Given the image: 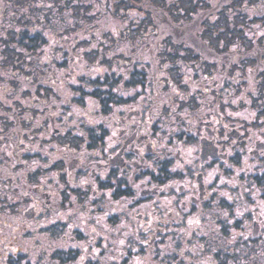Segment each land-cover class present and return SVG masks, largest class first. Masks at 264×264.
Here are the masks:
<instances>
[{"label":"flooded vegetation","instance_id":"1","mask_svg":"<svg viewBox=\"0 0 264 264\" xmlns=\"http://www.w3.org/2000/svg\"><path fill=\"white\" fill-rule=\"evenodd\" d=\"M210 5L213 16L209 17L206 12L194 26L175 20L169 75L165 74L167 68H161L160 45L156 43L153 58L141 57L145 49L141 47L137 57H129L133 66L130 74L127 71L113 73L112 82H107L105 89H93L94 115L97 114L94 119L103 120L100 130L104 133L91 127L89 131L80 128L74 134H67L64 129L67 123L63 122L57 125L55 135L59 137L47 138L43 145H37L36 151L44 152L42 147L47 149L43 153L46 157L50 156L51 143L61 147L63 158L71 157L52 166L47 160L45 172L54 174V181L48 180L41 189L30 187L31 193L16 195L18 203L109 205L113 210L106 215L109 224L118 232L137 233V230L150 247L165 240H177L186 242L187 247L189 243H196L202 251L205 242H220L213 233L205 236L199 232H182L175 227L187 221L202 220V210L214 205L210 200L217 197V204L221 203L225 213L221 217L212 215V223L218 230H226L225 221L233 215L235 206L227 200H231L230 194L236 193L235 188L241 191L245 185L256 184L262 189L258 195L264 193V9L247 12L249 17L245 20L239 11L234 20L236 25L226 26L227 1L211 0ZM227 29L232 30V35H228L231 40H226ZM147 61H157L153 65L165 71L163 76L167 77L153 81L151 95L145 93ZM124 78L129 89L117 94L114 88L121 90ZM103 92L105 97H99ZM162 115L163 121H160ZM49 124L48 127L55 126V121ZM56 138L61 140H54ZM22 140L26 139L7 138L6 146L15 145L17 150ZM161 142L168 144L167 148L158 147ZM103 144L108 147L106 153L96 149ZM184 145H189L190 150L186 161L181 150ZM91 150L99 154L100 171L89 165L88 158L93 157ZM31 151L22 156L26 160L38 157ZM79 156L84 158L80 160ZM222 163L234 169L232 173L228 171L225 179L221 174L224 173ZM77 164H84L83 170ZM184 168L186 172L189 169V174L182 179L181 169ZM78 172L81 175H76ZM244 172L247 174L243 175ZM31 176L30 173L28 177L25 175L21 183H33ZM67 177H71L70 181L73 179L71 188L65 185ZM182 180L188 183L183 184ZM179 181H182L180 185ZM217 183L222 184L219 191L215 189ZM242 193L245 195L246 190ZM7 203L6 199L0 200V205ZM118 206L123 208L120 213L114 211ZM137 208L140 211L134 212ZM245 215L253 220L252 211ZM250 224L253 227L250 233H246L247 225L243 226V239L253 240L258 233L257 220ZM224 234L223 239L230 242L229 231ZM99 241L96 240L98 246ZM233 246H237L236 243ZM144 252L145 249L122 254L121 260L127 261ZM149 252L152 256L155 254L154 250ZM174 252V259L168 260H158L157 253L153 256L154 264H181L177 257L181 251ZM217 252L225 253V247L211 255L215 264ZM196 257L188 255L187 263L194 264Z\"/></svg>","mask_w":264,"mask_h":264},{"label":"rangeland","instance_id":"2","mask_svg":"<svg viewBox=\"0 0 264 264\" xmlns=\"http://www.w3.org/2000/svg\"><path fill=\"white\" fill-rule=\"evenodd\" d=\"M64 16V22L57 27L58 31L62 33L65 32L66 29L73 27V19L70 18L69 14L65 13ZM128 18L129 20L132 19L139 22L143 19V16L142 14L133 12L129 14ZM129 28H136V26L129 25L127 22H125L123 26H119V24L113 20L109 21V24L103 28L101 27L100 31L102 32L100 33L103 36H111L117 39V41L111 42V37H108L109 39L104 42L103 46L100 45L99 48L102 50L98 51L97 59L93 60L94 64H86L81 58L83 51H80V53L77 51L69 66L70 74H68V68H66V70L64 68L63 71L55 68L58 77L56 84L55 81H48L47 78L50 75L46 72V74L39 75L35 83L31 81L33 78L26 83L22 82L21 78H17L21 84L24 85L22 90L26 97L21 96L19 93L5 95L0 88V102L7 107L0 111V200L3 198L8 201V205H0V264H93V261H97V264H154L153 256H156L157 253L159 255L158 260L159 258L168 260L170 258L174 259V254H176L174 251H181L177 253V257L181 264L183 261H186L185 264H188L187 262H189V259H186L188 255L197 256L194 264H215L211 255L216 252L218 248L225 247V253H228L227 251H230V253H240L238 243L235 249L232 248V245L236 243V239L240 238L243 233H245L243 232V226L246 228L247 225L246 233H250L253 230L250 223L256 219L257 229L260 230L264 228V193L258 195V193L262 192V189L259 190L256 184H252L250 187L245 185V195L242 193L244 189L240 191L239 188H235L234 192L236 193L234 195H229L228 198L231 200L227 201L234 203L235 206L233 215H230V219L225 221L226 224L224 223L227 225L226 230H218L212 223V215L215 214L221 217L225 213L221 203L219 202L217 204V197L210 200L215 203L214 205L202 210V220L187 221L183 226L175 227V229H180L182 232L186 233L199 232L205 236H210L211 233L216 235L217 240L220 242H205L201 249L202 251L199 250L201 247L199 246L198 248L196 243H189V247H187L186 242H177V240H165V242H158L155 243L153 247H150V245L139 236L137 230V233H132L129 230H120V232H118V230H116L114 226H111L108 220H106V215L111 214L113 211L109 205L47 206L22 205L18 203L19 201L17 197H15L16 195H20L21 192L31 193L32 190L30 187H32L33 190L41 189L42 186L47 184L48 180L52 179L54 181V174L45 172L47 160H49L52 166V164L56 165L57 163L60 164L63 161H67L69 159L68 157H71L68 155L67 158H63L60 155L61 147L53 143L50 144L49 148L47 146L49 149L48 153L50 154L49 157L43 155V153L47 151L45 147H42L44 152L41 150L36 151L37 145H43L47 138L59 137V135H55L58 133L57 125L59 126L63 124V122L67 123L65 124L67 126H64L67 134H74L76 131H79L80 128L82 130L87 128L88 131L91 127H96L97 130L102 128L100 122H103V120L94 119V116L97 114L94 115L96 99L92 100V98H94L92 95L95 93L94 90L96 89L95 86L94 90L92 89L93 83L97 84V88L105 89L107 87L106 83L112 82L111 77L113 73L119 74L127 71V73L130 74L133 71V66L130 61L131 58L129 57H137L143 46L145 49L142 51L141 57H145L146 59L153 58L155 52L153 40L149 39L147 43L144 39H139L137 35L135 37V40H137L135 46L126 39V32ZM115 30L121 32V34H115ZM70 34L71 36H76L75 31ZM160 34L158 30V34L155 35L154 38L159 39ZM48 37H51V35H48ZM50 45L53 47V41ZM46 51L45 54L47 58L40 59L41 64L49 63L48 59L52 56L49 48H46ZM69 53H71V51ZM103 53L104 55H102ZM63 59V55L59 54L57 60L60 61ZM154 63H157V61H147L146 64V95L152 94V83L156 78L161 77L162 79H167L166 76H163L165 71H160L161 69H159V66L153 65ZM44 68H48V66L46 65ZM50 68H52V66ZM161 68H167L166 70H168L171 68L170 63L165 64V62H162ZM138 69H140V67H138ZM165 74L169 75V73ZM109 76L111 80L108 79ZM126 81V78H124V84L121 90L114 88L117 94L119 91L129 89L128 85L125 84ZM40 84L46 87V89L47 87L52 88L54 85L55 86L52 88V91L49 89L43 91L39 89ZM101 96L105 97V92L99 93V97ZM17 104H21L23 107L29 109V111L26 112L18 108L21 112L27 114V117L34 115L31 125L19 124L21 127L20 131L13 130L11 126L12 123L3 122L5 118H8V121H10L12 113L15 115L20 112L19 110L12 111ZM43 119H46L45 121L48 122L52 120L55 121V126L49 127L46 131H38L37 123L38 121H43ZM160 121H163V115ZM157 125L162 124L158 123ZM12 132L14 135L20 138L22 136L26 139L20 141L21 146H18L17 150L15 149V145L6 146V135ZM100 133H104V131L100 130ZM75 136L78 135L75 134ZM102 137L105 138L104 136ZM57 139L61 140V138H56L54 140ZM161 146H166L167 148L168 144L161 142V145L158 147ZM22 147H28V149H22ZM92 148L95 149L94 146ZM96 149H101L104 153L108 151L107 145L104 144ZM31 150H33L38 157L26 160L22 155L25 153L31 154ZM181 150L183 159L186 161L190 154L189 145L182 146ZM91 153L93 157L88 158L89 161H91L89 165H92L91 167H93L94 170L100 171V167L97 166V164H100V159L98 158L99 154H96L93 150H91ZM78 158L82 160L84 156H79ZM101 164L103 165L102 162ZM77 165L83 170L84 164ZM222 165L224 166V173L221 174L224 175L225 179L228 175V171L232 173L234 169L231 170L223 163ZM181 170L183 179L186 174L188 176L189 169L187 172L185 168ZM29 173L32 174L31 181H33V183L25 181V185H23L21 181L25 178V175L28 177ZM79 173L80 172L76 175H81ZM246 174L247 173L244 172L243 175ZM70 179L71 177L65 179V185L69 188L73 186V179L71 181ZM182 181H179L177 184L180 185ZM186 183L188 182L185 180L183 184ZM29 184H31V186H29ZM221 185L222 184L219 183L215 184V186H218L215 187V189L217 191L221 190V188H219ZM241 205H244L245 208ZM114 211L120 213L123 211V208L118 206ZM138 211H140L139 208L134 210V212ZM248 211H252L253 220L252 217L250 218V216H248L247 218L245 215ZM138 224L140 226L143 225L141 222ZM132 226L133 225H131V228H133ZM241 227L243 230H239ZM143 228H146V226H143ZM228 231L231 234L228 239L230 242H226L223 239L225 236L224 233L228 234ZM58 234H60V236L56 237ZM243 238L244 237H241L240 239ZM97 239L100 240L99 246L96 245ZM253 245L256 246V244ZM144 249L145 252L143 254L130 257L131 259L127 261L121 260L122 254L128 252L131 254L135 251L141 252ZM148 249L154 250L155 254L152 256ZM192 251H195V253ZM183 253H185L184 257Z\"/></svg>","mask_w":264,"mask_h":264},{"label":"trees","instance_id":"3","mask_svg":"<svg viewBox=\"0 0 264 264\" xmlns=\"http://www.w3.org/2000/svg\"><path fill=\"white\" fill-rule=\"evenodd\" d=\"M226 1V26L236 25L234 20L237 19L239 11L242 20H245L249 17L247 12L264 9V0ZM210 2L211 0H0L1 91L5 95L19 93L26 97L22 90L24 85L19 79L26 83L33 78L31 81L35 83L36 78L46 72L50 75L47 78L48 81H55L56 84L58 77L55 68L62 71L68 68V74H70L69 66L77 51L78 53L83 51L81 58L86 64H94L93 60L97 59L98 51L102 50L99 48L100 45L103 46L108 37H111L103 36L100 28L108 25L112 20L119 26H123L125 22L136 26V28L127 29L126 39L133 45L137 41L135 40L137 35L145 42H149V39L153 40L154 45L156 43L160 45L158 54L160 63L169 64L172 57L171 32L175 20H180L185 26H194L206 12L209 13V17H212ZM133 12L142 14L143 19L139 22L129 20V14ZM65 13L73 19V27L62 33L57 27L64 22ZM158 30L161 33L160 38L155 39L154 36L158 34ZM73 31L76 36H71L70 33ZM115 34H121V32L115 30ZM229 34L232 35V30L227 29L226 40H231L228 38ZM110 40L117 41L112 37ZM52 41L53 47L50 45ZM46 48H49L52 56L48 59L49 63L41 64L40 59L47 58ZM59 54L63 55V60H57ZM46 65L48 68H44ZM169 69L166 73L170 72ZM52 88L47 87L50 91ZM95 88L97 89L96 86ZM39 89L47 91L41 84ZM18 105L12 111L19 110L18 108L29 111L21 104L20 107ZM4 108L7 107L0 102V111ZM13 114L12 121H8V118L3 121L12 123L13 130L20 131L19 124L31 125L34 119V115L27 117V114L21 111ZM45 120L38 121V131H46L49 128L50 124ZM17 137L12 132L6 135V141L7 138ZM237 243L240 253L217 252L214 254L216 264H264V228L258 230L255 239H241L236 242V245ZM232 248L235 249L237 246L232 245Z\"/></svg>","mask_w":264,"mask_h":264}]
</instances>
